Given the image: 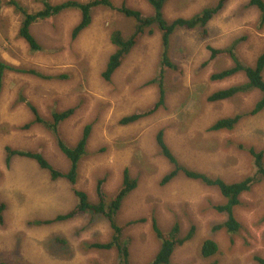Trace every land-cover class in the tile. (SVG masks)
I'll return each mask as SVG.
<instances>
[{
	"label": "rangeland",
	"instance_id": "rangeland-1",
	"mask_svg": "<svg viewBox=\"0 0 264 264\" xmlns=\"http://www.w3.org/2000/svg\"><path fill=\"white\" fill-rule=\"evenodd\" d=\"M17 1L28 12H34L43 7L44 1L57 4L67 0ZM111 1L116 7L125 5L143 15L152 11L146 0ZM216 1L169 0L163 10L168 20L186 18ZM247 1L229 0L209 22L207 38L197 29L176 28L170 36L168 53L175 68H166L163 74V105L134 123L120 125L122 117L147 110L157 101L160 33L154 30L140 37L111 80L104 81L101 72L114 50L110 32L117 28L127 36L132 32V21L118 11L97 7L90 25L72 38L80 13L65 10L31 25L30 32L41 46L34 52L17 36L21 15L11 0H0L1 58L46 75L66 74L65 79H46L11 71L3 77L0 202L5 203V210L0 224V262L118 264L116 248L85 247L87 243L110 239L112 230L102 215L86 212L52 224H39L37 220L51 219L72 209L77 201L74 189L86 192L89 200L96 202L95 185L100 178L104 180V190L111 195L119 187L124 168L137 179V186L124 199L117 222L145 219L123 232L129 264H146L156 253L159 244L152 231V218L163 231L178 223L182 236L190 225L195 226L193 237L173 252L170 264H256L254 255L264 257V178L243 192L233 209L240 230L234 235L214 230V225L226 219L225 213L214 209L224 200L214 188L184 176L162 185V177L171 165L155 139L161 129L165 143L182 164L227 182L242 180L255 172L248 147L261 150L264 161V110L243 116L232 130L209 131L218 118L249 111L260 96L258 91H251L218 102L207 100L213 91L245 80L239 73L211 81L213 72L233 62L226 56L209 60L208 45L225 48L234 44V54L245 65H252L264 49V24H260L254 7L243 9ZM27 103L34 104L45 118L54 110L73 107V115L60 126L69 145L77 141L85 124H93L87 154L79 164L74 185L63 179L50 180L48 173L31 160L14 157L5 163L4 148L10 146L41 149L51 165L68 169L67 159L45 128L38 124L21 128L32 117ZM205 238L219 245V252L209 260L199 256Z\"/></svg>",
	"mask_w": 264,
	"mask_h": 264
},
{
	"label": "trees",
	"instance_id": "trees-1",
	"mask_svg": "<svg viewBox=\"0 0 264 264\" xmlns=\"http://www.w3.org/2000/svg\"><path fill=\"white\" fill-rule=\"evenodd\" d=\"M168 1L169 0H146L152 9V11L147 15H143L140 10L133 9L125 5L116 7L111 0H89L86 2L67 0L57 4H51L44 1L43 7L34 12H28L17 0H11V4L15 8L16 12L21 15L17 36L23 39L28 48L34 52L40 50L41 46L30 32L31 25L42 18L56 15L65 10L76 9L80 13V19L71 32L72 38H76L90 25L92 22L93 11L97 7H105L106 9L118 11L123 17L132 21L133 29L127 36L117 28L112 29L110 32V42L114 46V50L109 55L105 67L101 72V77L104 81L111 80L113 73L120 67L140 37L146 33L150 35L154 33V30H157L160 33L162 51L160 54L161 67L157 76V101L151 108L143 111H134L122 117L118 121L120 125H128L138 121L144 116L149 115L155 111L156 108L163 105L165 98V92L163 89V74L165 73L164 71L166 68H175V65L168 58L170 36L174 30L176 28L187 30L197 29L200 30L203 38H207V27L209 22L215 15L224 9L229 0H217L214 5L204 7L198 13L190 17H176L172 20H168L165 17L163 10ZM248 7H254L259 12V22L260 24H264V0H248L247 3L244 4L243 9ZM233 45L234 44L225 48H215L208 45L207 48L210 52L209 60L218 56H226L231 58L233 62L230 67L213 72L209 76V79L211 81H218L243 73L245 80L229 87L213 91L207 96V100L209 102H218L232 98L235 95L249 93L251 91H258L260 96L249 111L245 113H237L233 116L218 118L210 125L209 131L232 130L243 116L253 115L264 110V49L258 54L252 65H245L242 64V62L234 54ZM11 71L46 79L66 78L65 73L59 75H46L34 68L14 66L6 63L0 56V95L3 89V77L6 72ZM27 107L31 112L32 117L21 128L28 129L34 124L41 125L45 128L52 135L57 147L67 159L68 169L63 170L51 165L41 149L19 150L10 146H6L4 148L5 163L8 164L14 157L31 160L39 168L48 173L50 180L56 181L63 179L74 185L79 177V164L87 154V144L92 132L93 124L91 122L85 124L77 141L73 145H69L66 143V140H64L60 126L62 122L73 115V107H68L63 110H54L48 118L43 117L34 104L27 103ZM155 139L161 154L171 165V169L162 177L161 184L165 185L178 176H184L188 179L198 181L205 186L214 188L224 200L221 204H216L214 209L219 213H225L226 219L222 223L214 225L213 228L214 230H224L229 235L236 234L240 230L241 224L236 219L233 209L240 203V195L243 192L248 191L255 182L264 178L263 152L261 150L257 151L251 146L248 147L247 150L253 158L255 172L253 175L247 176L242 180L227 182L219 176H212L205 172L191 169L182 164L165 143L163 131L161 129L156 133ZM238 147L244 148L243 145H238ZM103 183L104 180L102 178L96 181V202L90 201L86 192L74 189L73 192L77 201L72 209L64 213H59L51 219L37 220V223H60L82 216L86 212L102 215L107 219L112 230L110 239L105 242L95 241L87 243L85 247L96 250H109L114 247L118 253V264H129L128 249L126 242L123 240V232H125V230L130 228L133 224L144 222L145 219L141 218L140 220H129L119 224L116 217L124 199H126V197L136 188L137 179L131 177L128 169L124 168L119 187L111 195L104 190ZM4 210L5 203L0 202V224H2L4 220ZM151 226L159 245L156 253L146 264H170L173 252L184 242L191 239L195 232V226L190 225V229L187 234L184 236L180 235L179 224L176 222L168 231H163L160 229L155 218H152ZM218 252L219 245L215 240L212 238H205L202 241L199 249V256L201 258L209 260ZM253 259L256 264H264V257L254 255ZM0 264L12 263L0 262ZM208 264L217 263L215 261H209Z\"/></svg>",
	"mask_w": 264,
	"mask_h": 264
},
{
	"label": "bare ground",
	"instance_id": "bare-ground-1",
	"mask_svg": "<svg viewBox=\"0 0 264 264\" xmlns=\"http://www.w3.org/2000/svg\"><path fill=\"white\" fill-rule=\"evenodd\" d=\"M147 24V23H146ZM96 58V57H95ZM105 172V171H104Z\"/></svg>",
	"mask_w": 264,
	"mask_h": 264
}]
</instances>
